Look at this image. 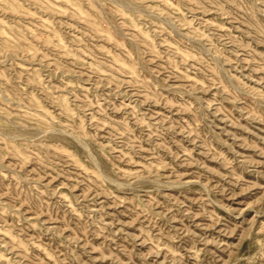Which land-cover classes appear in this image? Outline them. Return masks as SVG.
I'll return each instance as SVG.
<instances>
[{"label":"rangeland","instance_id":"374dc122","mask_svg":"<svg viewBox=\"0 0 264 264\" xmlns=\"http://www.w3.org/2000/svg\"><path fill=\"white\" fill-rule=\"evenodd\" d=\"M0 264H264V0H0Z\"/></svg>","mask_w":264,"mask_h":264}]
</instances>
